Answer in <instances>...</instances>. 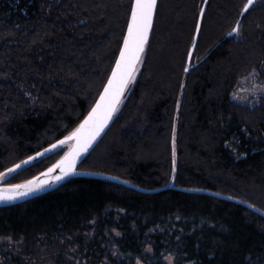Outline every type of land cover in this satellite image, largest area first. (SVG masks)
<instances>
[{"label": "trees", "instance_id": "trees-1", "mask_svg": "<svg viewBox=\"0 0 264 264\" xmlns=\"http://www.w3.org/2000/svg\"><path fill=\"white\" fill-rule=\"evenodd\" d=\"M247 1H209L187 72L204 0H159L126 101L79 167L162 191L77 176L0 208V236L73 238L80 264H167L169 255L174 264H264V98L255 106L232 99L242 77L264 80V2L240 20ZM132 3L0 0V175L83 120L114 65ZM62 147L6 184L45 170Z\"/></svg>", "mask_w": 264, "mask_h": 264}, {"label": "snow or ice", "instance_id": "snow-or-ice-1", "mask_svg": "<svg viewBox=\"0 0 264 264\" xmlns=\"http://www.w3.org/2000/svg\"><path fill=\"white\" fill-rule=\"evenodd\" d=\"M253 0H249V6ZM156 0H134L131 8V22L128 26V36L124 40L123 50L120 52V59L116 61L111 78L108 80L99 101L89 113L84 122L72 132L65 140H61L59 144L63 146L67 141H75V146L71 148L69 153L57 164L56 168L61 169V175L56 179L59 181L64 176L74 174V162L80 152L85 151L103 129L106 122L111 118L115 111V106L119 103L123 89L127 86L131 71L134 70L133 62L138 60L139 54L143 52L144 44L147 39L148 30L151 26L153 10ZM246 6L244 11H247ZM239 29L234 28L233 32L238 33ZM57 147L53 145V148ZM47 151V150H46ZM38 155H42L38 153ZM34 159V158H30ZM27 163V162H25ZM20 166L17 165V168ZM53 169H49L50 173ZM14 171L13 169L9 170ZM44 175H47L45 173ZM47 181L38 182L37 180L29 181L26 185H15L13 188L19 190L20 196H26L29 192L42 189ZM17 197L15 195H0V201H12Z\"/></svg>", "mask_w": 264, "mask_h": 264}, {"label": "water", "instance_id": "water-1", "mask_svg": "<svg viewBox=\"0 0 264 264\" xmlns=\"http://www.w3.org/2000/svg\"><path fill=\"white\" fill-rule=\"evenodd\" d=\"M158 1L159 0H156V5H155V8L153 10L151 26H150V28L148 30L147 39H146V42L144 44L143 52H141L139 54L138 60L133 62L134 70L131 71V75H130V78L128 79L127 86L123 89L122 95L119 98V103L115 106V111L112 113L111 118L106 122L105 126L98 133V135L95 137V139L92 141L91 145L85 151L80 152L79 156L76 158V160L74 162V174L66 175V176H64L63 179H61L59 181L56 179L57 176L61 175V169L56 168L55 165H57L69 153L71 148L75 146V141H67L65 144L72 143V147L60 159H58L54 164H52L51 166H49L48 168H46L45 170H43L40 173L36 174L35 176H33L32 178H30L29 180H27L25 182H22V183H19V184H13V185H7V184L5 185L4 184L15 172L21 171L24 168L29 167L30 165H32L36 161L40 160L44 156H46L49 153L55 151L56 149H59L60 147H62L59 144V142L61 140H65V138L68 137L72 132L76 131V129L79 128V126L88 117L89 113L92 111V109L95 107L96 103L99 101V98H100L101 94L103 93L104 87L107 85L108 80L111 78L112 71L114 70L115 65H116V61L120 59V52L123 50V47H124V40L128 36V26H129V24L131 22V12H130V17H129V20H128L126 32H125V35H124L120 50L118 52V55L116 57V60L114 62V65H113V67L111 69V72H110V74H109V76H108V78H107V80H106L101 92L99 93L96 101L94 102V104L91 107V109L89 110V112L86 114V116L83 118V120L79 123V125L71 133H69L67 136L59 139L55 143L51 144L50 146H48L45 149H43V150L38 152V153H41L42 155H38V153H36V154L30 156L29 158L24 159L23 161H21V162L15 164L14 166H12L10 169H13L14 171L10 172L9 171L10 169H9V170H7V172H6L7 174L4 177L2 176V175H4V173L2 175H0V195H4V196L15 195L17 197L15 200H12V201H7V200L0 201V208L21 204L23 202H26V201H29L31 199H34L36 197L45 195V194H47L49 192L54 191L55 189H57L58 187L63 185L66 181H68L69 179L77 177V176H91V177H103V178L107 177V178H110V179H114L115 181H117V182H119V183H121V184H123V185H125V186H127L129 188H132L134 190H137V191H140V192H143V193H156V192H160V191L163 190V189L147 190V189H143L141 187H138L136 185H133L131 183H128L125 180H122V179H119V178H113V177H108V176L101 175V174H96V173H92V172H85V171L79 170V167L81 166V164L85 161V159H87V157L94 151V149L99 145V143L105 137V135L107 134V132L111 128L112 124L114 123L117 115L121 111V109H122V107H123V105H124V103L126 101L125 94H126V91L128 89V86H129V84L131 82V79L133 78V76H134V74H135V72L137 70V67L139 66V64H140V62H141V60H142V58H143V56H144V54H145V52L147 50V46H148V43H149V39H150V36H151V33H152V29H153V26H154V22H155V18H156V13H157V8H158ZM209 1L210 0H204V2L201 5V8L199 10L194 37H193L192 44H191V47L189 49V53H188V56H187V68H186L187 72L191 68V64L193 62L194 54H195L197 45H198L199 40H200L201 31H202V27H203V22H204V18H205V14H206V10H207ZM256 2H257V0H253V3L249 6V0L247 1L245 7L247 6L248 10L244 11V9H245V7H244V9H243V11L241 13L240 20L249 11V9L253 5H255ZM133 3H134V0H133ZM133 3H132V5H133ZM239 23H240V21H239ZM239 23L237 24V26L235 28L238 27V29H239ZM235 34L236 33L232 31L227 36L229 37V36H233ZM53 145H56L57 147L53 148ZM30 158H34V159H30ZM25 162H27V163H25ZM17 165H19L20 167L17 168ZM49 169H53V170L49 173L48 172ZM45 173H47V175H44ZM33 180H37L38 182L47 181V183L43 185L42 189L31 191L26 196H20L19 195V190H15L13 188V186H15V185H26L29 181H33ZM238 202L248 206L250 209H252V210H254L256 212H259L255 208L250 206L249 204H246L245 202H242V201H238ZM261 214L264 215L263 213H261Z\"/></svg>", "mask_w": 264, "mask_h": 264}, {"label": "rangeland", "instance_id": "rangeland-1", "mask_svg": "<svg viewBox=\"0 0 264 264\" xmlns=\"http://www.w3.org/2000/svg\"><path fill=\"white\" fill-rule=\"evenodd\" d=\"M261 2L264 0H257V3ZM138 74L137 72L133 82ZM262 98H264V80L259 79L254 72L242 77L232 92V99L243 105L255 106ZM141 122L145 123L144 117L141 118ZM71 147L72 143L64 144L60 149L59 157L61 158ZM6 174L5 172L2 176ZM119 213L123 212L119 210ZM72 239L60 243L52 240L54 244H49L48 240H41L32 244L11 236H0V264H57L56 261L60 264L84 263L80 258V246ZM165 260L167 264H174V258L170 255L165 257Z\"/></svg>", "mask_w": 264, "mask_h": 264}, {"label": "bare ground", "instance_id": "bare-ground-1", "mask_svg": "<svg viewBox=\"0 0 264 264\" xmlns=\"http://www.w3.org/2000/svg\"><path fill=\"white\" fill-rule=\"evenodd\" d=\"M195 60V59H194ZM237 84V83H236Z\"/></svg>", "mask_w": 264, "mask_h": 264}]
</instances>
